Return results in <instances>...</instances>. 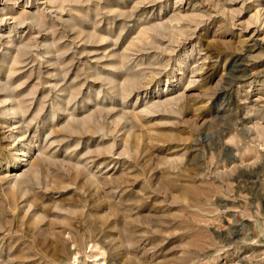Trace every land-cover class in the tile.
<instances>
[{
  "label": "rangeland",
  "instance_id": "obj_1",
  "mask_svg": "<svg viewBox=\"0 0 264 264\" xmlns=\"http://www.w3.org/2000/svg\"><path fill=\"white\" fill-rule=\"evenodd\" d=\"M263 201L264 0H0V264H264Z\"/></svg>",
  "mask_w": 264,
  "mask_h": 264
},
{
  "label": "bare ground",
  "instance_id": "obj_2",
  "mask_svg": "<svg viewBox=\"0 0 264 264\" xmlns=\"http://www.w3.org/2000/svg\"><path fill=\"white\" fill-rule=\"evenodd\" d=\"M236 71V70H235ZM263 204H264V201H263ZM264 206V205H263ZM82 219V218H81ZM63 249V248H62Z\"/></svg>",
  "mask_w": 264,
  "mask_h": 264
}]
</instances>
